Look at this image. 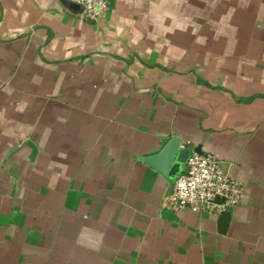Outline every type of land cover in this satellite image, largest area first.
Wrapping results in <instances>:
<instances>
[{
	"label": "crops",
	"instance_id": "crops-1",
	"mask_svg": "<svg viewBox=\"0 0 264 264\" xmlns=\"http://www.w3.org/2000/svg\"><path fill=\"white\" fill-rule=\"evenodd\" d=\"M0 0V264H264V0ZM171 136L243 190L164 205Z\"/></svg>",
	"mask_w": 264,
	"mask_h": 264
},
{
	"label": "built area",
	"instance_id": "built-area-1",
	"mask_svg": "<svg viewBox=\"0 0 264 264\" xmlns=\"http://www.w3.org/2000/svg\"><path fill=\"white\" fill-rule=\"evenodd\" d=\"M67 1L77 4L83 18L91 21L101 20L109 10L108 0ZM242 196L240 182L223 170L216 155L193 152L174 179L164 205L175 210L189 208L218 215L235 206Z\"/></svg>",
	"mask_w": 264,
	"mask_h": 264
},
{
	"label": "water",
	"instance_id": "water-1",
	"mask_svg": "<svg viewBox=\"0 0 264 264\" xmlns=\"http://www.w3.org/2000/svg\"><path fill=\"white\" fill-rule=\"evenodd\" d=\"M72 8H78L77 4L68 2ZM202 153L201 147L191 148L184 145L176 136H171L164 146L156 153L144 156L142 160L150 165L154 170L168 179L167 193L171 194L173 181L184 169L190 155ZM221 201V199H218ZM230 220V211L225 210L218 215L219 232H225Z\"/></svg>",
	"mask_w": 264,
	"mask_h": 264
}]
</instances>
